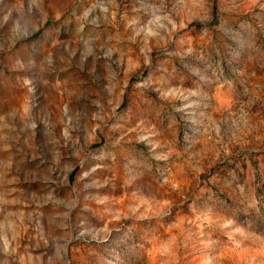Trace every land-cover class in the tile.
<instances>
[{
    "label": "rangeland",
    "instance_id": "obj_1",
    "mask_svg": "<svg viewBox=\"0 0 264 264\" xmlns=\"http://www.w3.org/2000/svg\"><path fill=\"white\" fill-rule=\"evenodd\" d=\"M0 264H264V0H0Z\"/></svg>",
    "mask_w": 264,
    "mask_h": 264
}]
</instances>
